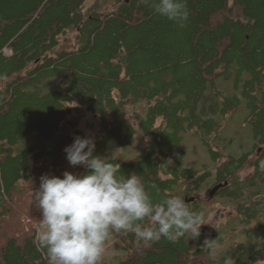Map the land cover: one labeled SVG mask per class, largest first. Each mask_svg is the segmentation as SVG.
<instances>
[{"label":"trees","instance_id":"obj_1","mask_svg":"<svg viewBox=\"0 0 264 264\" xmlns=\"http://www.w3.org/2000/svg\"><path fill=\"white\" fill-rule=\"evenodd\" d=\"M86 1L0 0V264H47L31 193L42 175L85 173L63 149L88 136L79 122L89 113L99 121L94 155L141 133L143 156L109 161L139 175L155 202L180 196L205 223L194 239L144 243L113 233L122 250L115 264L264 261V0H186L183 27L146 0ZM219 78L233 79L251 109L245 123L253 141L241 154L225 155L217 144L241 102L216 86ZM187 133L217 163L213 174L183 165ZM245 166L255 173L239 181ZM216 200L235 208L230 220H238L241 238L229 236L228 224L210 229Z\"/></svg>","mask_w":264,"mask_h":264},{"label":"clouds","instance_id":"obj_2","mask_svg":"<svg viewBox=\"0 0 264 264\" xmlns=\"http://www.w3.org/2000/svg\"><path fill=\"white\" fill-rule=\"evenodd\" d=\"M146 2L155 14L180 27L188 19L186 0ZM63 151L69 165L83 167L85 173L42 175L31 193L41 213L38 247L47 264H102L113 233H132L144 243L199 237L202 214L180 196L162 195L155 202L139 175H124L118 163L94 155V138L75 136Z\"/></svg>","mask_w":264,"mask_h":264},{"label":"rangeland","instance_id":"obj_3","mask_svg":"<svg viewBox=\"0 0 264 264\" xmlns=\"http://www.w3.org/2000/svg\"><path fill=\"white\" fill-rule=\"evenodd\" d=\"M96 0H87L86 6L94 3ZM101 1V0H100ZM105 3H112L115 0H103ZM216 86L224 92L227 96H233L234 94H239L241 102L239 106L233 111L226 121L224 130L220 134L217 144L223 150V154H241L247 151L252 144V131L249 126L246 125L245 119L249 115L251 109L247 105L246 98L243 97L241 93V87L235 85L233 79L224 80L222 78L217 79ZM79 129H81L88 136L94 138V136L99 131V121L96 115L86 114L79 122ZM147 139L144 138L141 133H137L131 144L125 147L118 146L115 142H108L107 146L101 149V157H108V159H116L119 162L132 161L137 159L139 156H143L146 149ZM183 147L185 149L186 155L183 161L184 166H194L198 173L212 172L216 170L215 162H212L210 154L206 147L198 140L196 136L192 133H187L184 135ZM262 148H258L261 150ZM257 157V156H256ZM226 157L220 160V163L224 161ZM252 158L251 160H254ZM260 171L264 169V161L260 163ZM246 168L239 173V181L251 178L254 175V169L250 166H245ZM249 167V168H248ZM260 181H258L259 183ZM212 183L209 181L206 183L205 189L202 192L205 193L211 187ZM264 187V183H263ZM203 194V193H202ZM204 198V202H206ZM211 209L209 210L207 224L210 229L213 230L220 226L228 224L233 228V231L229 233V236L236 234L240 237L238 233V220L231 221L230 219L234 216V209L226 203L218 202L217 200L212 202ZM264 207V205H263ZM241 238V237H240ZM228 251L229 255L232 256L233 251L230 246L222 244L220 250ZM122 254L120 244L115 239H109L106 242L105 252L103 255L104 261L115 264L119 256ZM255 264H264V261L257 262Z\"/></svg>","mask_w":264,"mask_h":264},{"label":"water","instance_id":"obj_4","mask_svg":"<svg viewBox=\"0 0 264 264\" xmlns=\"http://www.w3.org/2000/svg\"><path fill=\"white\" fill-rule=\"evenodd\" d=\"M218 187H219V186L214 187V189L210 192V196L213 195V193L215 192L216 189H218Z\"/></svg>","mask_w":264,"mask_h":264},{"label":"bare ground","instance_id":"obj_5","mask_svg":"<svg viewBox=\"0 0 264 264\" xmlns=\"http://www.w3.org/2000/svg\"><path fill=\"white\" fill-rule=\"evenodd\" d=\"M122 106V105H121ZM131 140V139H130ZM127 146V145H126ZM219 186V185H218ZM214 188H212V190H213ZM217 190V189H216ZM238 193V192H237ZM241 195V194H240ZM213 196V195H212ZM194 198H192V199H190V200H193ZM207 200V199H206Z\"/></svg>","mask_w":264,"mask_h":264},{"label":"flooded vegetation","instance_id":"obj_6","mask_svg":"<svg viewBox=\"0 0 264 264\" xmlns=\"http://www.w3.org/2000/svg\"><path fill=\"white\" fill-rule=\"evenodd\" d=\"M261 166V165H260Z\"/></svg>","mask_w":264,"mask_h":264}]
</instances>
